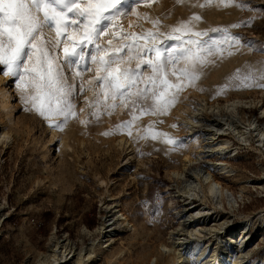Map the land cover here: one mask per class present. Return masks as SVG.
I'll use <instances>...</instances> for the list:
<instances>
[{
	"label": "rangeland",
	"instance_id": "rangeland-1",
	"mask_svg": "<svg viewBox=\"0 0 264 264\" xmlns=\"http://www.w3.org/2000/svg\"><path fill=\"white\" fill-rule=\"evenodd\" d=\"M241 2L245 5L243 8L225 0H129L131 6L126 14L117 17L113 28L100 37L102 45L114 50L132 42L131 38L125 40L123 34L140 37L142 34L159 33L162 35L158 42L164 48H170L177 42L169 39L167 34L183 22H190L193 31L208 32L201 39L223 38L222 32L211 30L228 28L229 33L241 37L243 43L252 42L251 47H234L207 56V62L202 67L197 66L200 74L192 83L171 75L169 66L170 82L183 83L184 87L179 92L175 89L167 92L166 99L171 100L173 95L175 99L161 114H141L139 105L130 108L117 98V107L100 109L98 119L93 116L97 109L91 107V102L100 88L95 80L97 66L86 54L87 67L91 71L77 69L80 77L76 80L77 95L73 102L78 115L58 129L39 116L30 103L26 107L21 100V90L16 86L17 78L0 71L6 81L2 87L10 91L13 106L6 113L0 104V118L12 136L9 147L0 142V203L9 212V217L0 226V264H26L27 258V264H37L41 255L49 253L51 232L54 233L53 240L66 239L76 252L88 249L89 243L101 235L96 229L106 214L103 204L110 201L107 190L112 192L115 201L122 202L120 207L132 218L135 229H123L115 236L110 249L94 259H99L98 264H151V256L160 253L161 243H172L169 233L178 231L180 227L176 207L179 209L183 204L178 200L176 207L175 204L171 206L167 191L168 185L173 183L169 172L179 167L178 157L184 150V132L173 120V110L178 101L185 102L195 93L210 102L223 103L227 98L240 97L254 100L257 106L260 103L264 105V87L238 86L239 82L231 79L238 69L241 72L248 66L259 69L264 62V51H261L264 49V0ZM231 25L243 26L229 27ZM113 32L115 35L111 34ZM45 37L55 38V32L46 31ZM146 42L139 40L141 44ZM91 47L89 45V49ZM121 54L124 56L121 67L135 69L141 63L135 49L129 53L127 48H121ZM60 55L62 57L63 53ZM139 71L144 80L152 75V69L146 64H141ZM65 72L71 82L72 73L66 65ZM81 79L85 88L83 94L79 93ZM144 86L141 83L140 87ZM135 90L133 88V92ZM186 93L188 96L184 95ZM108 102L111 104L112 100ZM151 103L150 100L146 102L147 105ZM240 110L243 117L257 116L259 122L264 123L258 107H242ZM130 113L137 117L130 126L131 136L127 128L118 127L122 122L132 120ZM62 120L63 117L54 118L57 123ZM105 132L109 134L103 135ZM154 132L169 134L178 142L177 146L173 147L163 138L153 140L151 134ZM119 136H124L131 143L134 152L129 167H122L125 159L117 145ZM81 141L85 142V147ZM245 150L249 159L239 154L230 162L239 170L241 177H261L262 170L255 157L257 153ZM139 162L145 164L138 166ZM102 178L107 183H101ZM220 180L234 192L240 190L239 181L228 177ZM251 187H248L249 195L245 196L236 213L253 214L264 208V194L259 193L261 189ZM83 226L92 232H83ZM259 243L258 248L251 249V260L264 257V242ZM165 262L169 259L165 261L160 257L159 264ZM65 264H74V260Z\"/></svg>",
	"mask_w": 264,
	"mask_h": 264
},
{
	"label": "snow or ice",
	"instance_id": "snow-or-ice-1",
	"mask_svg": "<svg viewBox=\"0 0 264 264\" xmlns=\"http://www.w3.org/2000/svg\"><path fill=\"white\" fill-rule=\"evenodd\" d=\"M225 2L240 8L245 6L241 0ZM130 6L129 0H0V71L17 78L16 86L21 90V100L26 107L30 103L50 126L62 129L70 118L78 115L73 98L77 95L76 80L80 77L77 69L91 71L87 67L86 54L97 66L95 80L100 91L96 92L91 107L97 109L92 115L98 119L100 109L117 107V98L130 108L139 105L141 114H161L175 99L174 95L171 100L166 99L167 92L170 89L179 92L184 87L183 83L170 82L169 66L172 68L171 75L192 83L200 74L197 66L202 67L207 62V56L234 47H251L252 44L251 41L243 43L242 38L230 34L228 28L211 30L222 32L223 38L201 39L208 35L207 31H193L190 22H183L167 34L169 39L177 42L170 48H164L158 42V37L162 35L159 33L142 34L140 37L123 34L125 40L131 38L132 42L114 50L102 45L100 37L113 28L116 18L126 14ZM193 19L198 20L199 17ZM239 26L243 25L229 27ZM46 31H54L55 38H46ZM111 34L115 35V32ZM140 39L147 42L141 44ZM89 45L92 46L90 49ZM121 48H127L129 53L136 50L141 63L135 69L120 66L124 61ZM141 64L152 69V75L147 80L139 71ZM65 65L72 73L71 82ZM231 79L237 80L238 86L264 87V62L259 69L251 66L243 72L238 69ZM141 83L145 85L143 88ZM84 91L81 79L79 93ZM149 100L152 103L147 105ZM130 115L132 120L122 122L118 127L127 128L131 136L130 126L137 117L134 113ZM56 117H63V120L57 123L54 121ZM151 138H163L173 147L178 143L167 133L154 132Z\"/></svg>",
	"mask_w": 264,
	"mask_h": 264
},
{
	"label": "bare ground",
	"instance_id": "bare-ground-1",
	"mask_svg": "<svg viewBox=\"0 0 264 264\" xmlns=\"http://www.w3.org/2000/svg\"><path fill=\"white\" fill-rule=\"evenodd\" d=\"M4 83L5 76L0 73V104L9 113L13 108L11 93L2 87ZM184 95L188 96V93ZM192 96L185 102L178 101L173 110V120L185 137L184 150L178 157L179 167L169 172L173 183L168 185L167 191L171 206L175 204L176 207L179 201H183L175 211L180 227L178 231H170L172 243L162 242L160 253L151 256V264H159L160 257L165 261L169 259L166 264H264V257L251 260V249L258 248L260 241L264 242V208L246 215L235 212L249 195V186L261 189L259 193L264 194V123L259 122L257 116L243 117L240 110L242 107H258L259 116H264V105L257 106L254 100L240 97L227 98L219 103L195 93ZM0 142L5 147L12 142L11 133L1 118ZM81 142L85 147V142ZM117 145L124 154L122 167H129L134 154L131 143L119 136ZM245 149L257 153L255 157L262 170L261 177H241L230 162L239 154L249 159ZM221 177L239 181L240 190L236 193L225 186ZM101 183L107 182L102 178ZM173 188L175 191H170ZM107 194L111 202H104L106 214L96 229L101 235L89 243V248L76 252L66 239L53 240L54 233L51 232L49 253L41 255L37 264H47L48 261L50 264H65L71 259L74 264H98L99 259H94L110 249L115 236L123 229L134 230L132 218L120 207L122 202L115 201L110 190ZM8 214V209L0 203V226ZM238 217L240 219L236 221ZM83 232L92 231L83 226ZM28 261L29 258L26 264Z\"/></svg>",
	"mask_w": 264,
	"mask_h": 264
},
{
	"label": "built area",
	"instance_id": "built-area-1",
	"mask_svg": "<svg viewBox=\"0 0 264 264\" xmlns=\"http://www.w3.org/2000/svg\"><path fill=\"white\" fill-rule=\"evenodd\" d=\"M8 217H9V215H7V217H6V218H8ZM6 218H4V219H3V221H4ZM3 221H2V222H3ZM1 226H2V224H1ZM0 236H1V235H0Z\"/></svg>",
	"mask_w": 264,
	"mask_h": 264
}]
</instances>
